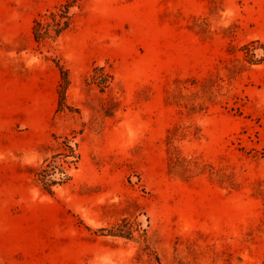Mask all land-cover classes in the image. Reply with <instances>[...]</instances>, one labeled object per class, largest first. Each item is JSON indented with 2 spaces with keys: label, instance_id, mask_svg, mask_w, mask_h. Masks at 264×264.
<instances>
[{
  "label": "rangeland",
  "instance_id": "obj_1",
  "mask_svg": "<svg viewBox=\"0 0 264 264\" xmlns=\"http://www.w3.org/2000/svg\"><path fill=\"white\" fill-rule=\"evenodd\" d=\"M67 1L0 0V264H264V0H77L38 42Z\"/></svg>",
  "mask_w": 264,
  "mask_h": 264
},
{
  "label": "trees",
  "instance_id": "obj_2",
  "mask_svg": "<svg viewBox=\"0 0 264 264\" xmlns=\"http://www.w3.org/2000/svg\"><path fill=\"white\" fill-rule=\"evenodd\" d=\"M77 0H68L66 3H62L56 6L54 9H48L47 12L40 14L34 20L33 33L34 37L38 42H47L48 40H55L65 31L69 30L73 24V13H71V7ZM245 59L250 63H259L264 59V42L259 39L252 40L251 42L245 44ZM263 49V54L259 49ZM63 82L61 84V98L59 105L63 108L66 105L64 100L65 90L68 87L69 73L68 69L61 66ZM113 74L109 72L103 65H97L94 67V72L88 77L90 82L98 83L103 88L108 86L109 79L113 78ZM207 82V78L204 79ZM187 87V86H186ZM181 106L187 105V103L182 101H177ZM178 129H170L168 134V142H173L178 132L174 131ZM62 152H58L51 158H46L44 163L36 168L35 179L44 190L49 193L55 192V186L62 185L68 182L72 175L68 172V167L72 163L78 162L80 158L79 152H77L76 147L72 144L71 138L65 136L61 141ZM122 230H118V233ZM127 235V234H124Z\"/></svg>",
  "mask_w": 264,
  "mask_h": 264
}]
</instances>
